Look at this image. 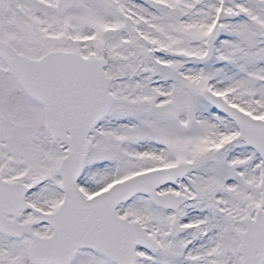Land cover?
Wrapping results in <instances>:
<instances>
[{"label":"snow or ice","instance_id":"6c2138e0","mask_svg":"<svg viewBox=\"0 0 264 264\" xmlns=\"http://www.w3.org/2000/svg\"><path fill=\"white\" fill-rule=\"evenodd\" d=\"M0 264H264V0H0Z\"/></svg>","mask_w":264,"mask_h":264}]
</instances>
